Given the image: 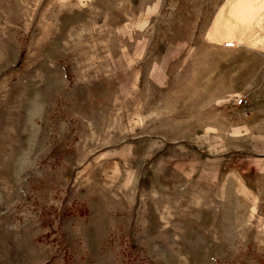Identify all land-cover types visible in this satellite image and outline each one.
Masks as SVG:
<instances>
[{
  "label": "rangeland",
  "instance_id": "rangeland-1",
  "mask_svg": "<svg viewBox=\"0 0 264 264\" xmlns=\"http://www.w3.org/2000/svg\"><path fill=\"white\" fill-rule=\"evenodd\" d=\"M241 1L0 0V264H264Z\"/></svg>",
  "mask_w": 264,
  "mask_h": 264
},
{
  "label": "crops",
  "instance_id": "crops-1",
  "mask_svg": "<svg viewBox=\"0 0 264 264\" xmlns=\"http://www.w3.org/2000/svg\"><path fill=\"white\" fill-rule=\"evenodd\" d=\"M222 34L219 41L264 43V0L228 4L215 18L213 26ZM263 40V41H262Z\"/></svg>",
  "mask_w": 264,
  "mask_h": 264
},
{
  "label": "built area",
  "instance_id": "built-area-1",
  "mask_svg": "<svg viewBox=\"0 0 264 264\" xmlns=\"http://www.w3.org/2000/svg\"><path fill=\"white\" fill-rule=\"evenodd\" d=\"M231 44L233 45V42ZM245 102H246V100L243 97H239L236 103L244 104Z\"/></svg>",
  "mask_w": 264,
  "mask_h": 264
}]
</instances>
